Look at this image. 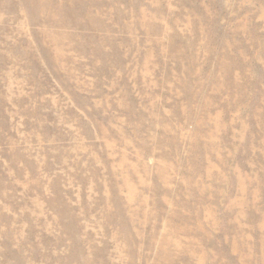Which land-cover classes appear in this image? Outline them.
<instances>
[{
	"label": "rangeland",
	"instance_id": "374dc122",
	"mask_svg": "<svg viewBox=\"0 0 264 264\" xmlns=\"http://www.w3.org/2000/svg\"><path fill=\"white\" fill-rule=\"evenodd\" d=\"M0 264H264V0H0Z\"/></svg>",
	"mask_w": 264,
	"mask_h": 264
}]
</instances>
